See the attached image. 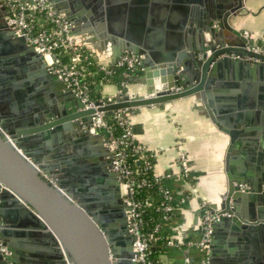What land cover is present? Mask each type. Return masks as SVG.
I'll list each match as a JSON object with an SVG mask.
<instances>
[{"label":"water","instance_id":"obj_1","mask_svg":"<svg viewBox=\"0 0 264 264\" xmlns=\"http://www.w3.org/2000/svg\"><path fill=\"white\" fill-rule=\"evenodd\" d=\"M60 1L47 0L65 15L69 36L77 34L75 14L87 30V11ZM81 1L90 20L92 12L105 16L113 61L122 51L141 58L142 71L131 80L143 92L123 90L84 108L63 75L50 72L44 56L15 32L9 24L15 18L0 1V239L7 250L0 264H140L110 134L92 114L186 97L200 101L228 138L224 191L217 205L198 213L216 216L208 263L232 261L245 240L256 244L254 264H264V54L250 50L254 44L233 26L245 0H128V16L127 0ZM13 234L38 245L17 249Z\"/></svg>","mask_w":264,"mask_h":264},{"label":"crops","instance_id":"obj_2","mask_svg":"<svg viewBox=\"0 0 264 264\" xmlns=\"http://www.w3.org/2000/svg\"><path fill=\"white\" fill-rule=\"evenodd\" d=\"M69 1L61 0L60 3L71 5ZM73 1L75 7H79L78 12L80 9L90 11L84 7L83 1ZM109 7L111 15L114 6L110 4ZM131 7L130 1L127 0L126 14L131 11ZM245 8L243 15L233 21V26L246 33V37L254 46L264 49V0H245ZM87 12L82 17L87 20L89 28L80 30V26L84 24L83 19L75 14V20L78 21L75 25L77 34L72 37L82 48L98 55L101 62L110 63L113 61V34L107 32L109 27L106 26L105 16L102 17L103 20L101 15L92 12L90 20ZM60 15L65 18L63 13ZM127 20L128 18L125 24ZM113 22L115 24V21ZM124 54L131 53L122 51V55ZM135 76L138 75L127 79L123 90L137 95L143 92V85L131 80ZM119 92L121 87L115 83H104L100 87L101 98L105 100ZM126 113L135 141L155 154L154 173L165 180V185L173 193L175 200L172 217L162 225V235L171 239L174 245L168 254L160 257L161 261L164 264H200L202 255L194 245L201 232L202 217L198 213L204 206L217 205L219 196L224 191L223 166L228 138L209 121L200 101L191 97L149 108L128 109ZM178 142L190 157L191 181L180 176L177 164ZM12 236L17 249L24 251L29 248L31 251L38 245L23 235ZM238 242L239 246L244 247L241 253L232 258V261L224 262L221 258L216 264H254V254L250 247L256 251V244L245 240Z\"/></svg>","mask_w":264,"mask_h":264},{"label":"built area","instance_id":"obj_3","mask_svg":"<svg viewBox=\"0 0 264 264\" xmlns=\"http://www.w3.org/2000/svg\"><path fill=\"white\" fill-rule=\"evenodd\" d=\"M13 14L14 19H9V24H14L15 32L25 38L26 41L34 45L37 52L44 56V61L48 66L50 72L61 74L67 86L75 94L77 98L84 103V108H94L93 100L89 97V89L85 80V64L86 57L79 51L82 48L78 45L72 37L69 36V25L66 19L57 14L54 9L48 4L47 0H33L30 6L25 5L21 0H0ZM17 21V23H15ZM51 23L53 30L48 32L43 28V24ZM35 24H39L40 28L35 29ZM245 36L247 35L244 33ZM61 49L70 50L71 56L67 64H63L56 53ZM254 52L264 54V49L259 46H251L249 48ZM209 54V52H206ZM203 53H199L201 57ZM95 63L99 70L103 71L105 75L111 76L115 74L117 69H122L119 75L121 92L123 91L127 79L133 75H139L142 71L140 57H135L131 54L121 55L118 59L110 63H103L100 57L94 54ZM103 104L106 100L100 99ZM127 110H117L112 113L120 133L113 136L111 126L105 120L103 112L96 111L92 114V121L95 126H101L109 132V146L113 153L112 166L116 172L118 180L121 184L124 201L131 206L129 216V232L136 238L133 243L134 249L137 252L136 261L140 264H151L149 256V248L151 242L155 241L158 236L162 235V225L168 221L174 211V196L169 189L163 190L164 202L161 204L163 216L159 222L153 227L149 233L141 231L142 212L144 206H148L149 202L135 200V194L141 188L150 186L148 179L143 176L142 171L149 169L154 170V164L149 158H154L155 154L145 148L143 145L137 143L134 139V133L131 122L127 117ZM142 163V170L138 169L136 165ZM177 164L180 169V176L188 178L191 174V161L189 155L184 150H178ZM169 176V175H168ZM154 179L157 181L158 176L154 174ZM53 186L55 184L47 178ZM242 190L246 189L245 185L241 186ZM216 220V216L209 211L205 212L201 220V232L198 241L194 244L201 254L200 264H209L207 254L209 252L211 241V225ZM158 234V235H157ZM174 242L168 239L167 246L172 247ZM7 250L0 239V253L6 254ZM161 260V258H160Z\"/></svg>","mask_w":264,"mask_h":264},{"label":"trees","instance_id":"obj_4","mask_svg":"<svg viewBox=\"0 0 264 264\" xmlns=\"http://www.w3.org/2000/svg\"><path fill=\"white\" fill-rule=\"evenodd\" d=\"M39 24H35V29H39ZM43 28L48 32L53 30V25L51 23L43 24ZM79 51L82 53L86 59L84 60L85 64V80L89 89V97L93 101H97L102 99L100 94V87L104 83H115L119 86V75L122 69H117L115 74L108 76L105 75L103 71L99 70L94 58V53L88 49L80 48ZM59 55V58L63 64H67L69 62V58L71 56L70 50L61 49L59 52L56 51ZM118 80V81H117ZM105 100V99H104ZM105 120L111 126V132L113 136H117L120 133V127L116 124L115 120L112 117V114L105 116ZM150 151L147 152L149 154ZM152 164H155V157L149 158ZM135 166L138 169L142 170V163ZM192 171V169H191ZM190 171V174H191ZM143 176H145L150 186L141 188L137 194H135V200L140 201H148L149 205L144 206V210L142 212V226L141 231L143 233H149L152 231L153 227L159 222V219L163 216V211L161 210V204L165 201L163 196V190L169 189L165 185V180L161 177H158L156 181L154 179V170L149 169L146 171H142ZM187 181H191L192 176L190 175L188 178H185ZM172 217V216H171ZM158 235V234H157ZM168 238L165 236H158V238L151 242V246L149 248V260L151 264H164L160 257L162 255H166L170 252L171 247L167 246Z\"/></svg>","mask_w":264,"mask_h":264},{"label":"rangeland","instance_id":"obj_5","mask_svg":"<svg viewBox=\"0 0 264 264\" xmlns=\"http://www.w3.org/2000/svg\"><path fill=\"white\" fill-rule=\"evenodd\" d=\"M178 150H184L186 152V150L182 147V145L180 144V142L177 143V157H178Z\"/></svg>","mask_w":264,"mask_h":264}]
</instances>
